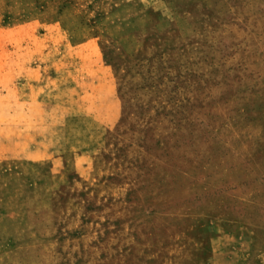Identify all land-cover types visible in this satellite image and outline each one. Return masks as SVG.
I'll list each match as a JSON object with an SVG mask.
<instances>
[{
  "label": "rangeland",
  "instance_id": "rangeland-1",
  "mask_svg": "<svg viewBox=\"0 0 264 264\" xmlns=\"http://www.w3.org/2000/svg\"><path fill=\"white\" fill-rule=\"evenodd\" d=\"M0 264H264V0H0Z\"/></svg>",
  "mask_w": 264,
  "mask_h": 264
}]
</instances>
